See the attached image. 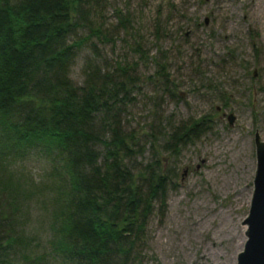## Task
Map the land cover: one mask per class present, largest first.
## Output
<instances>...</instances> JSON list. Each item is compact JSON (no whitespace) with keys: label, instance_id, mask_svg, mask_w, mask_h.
Masks as SVG:
<instances>
[{"label":"rangeland","instance_id":"374dc122","mask_svg":"<svg viewBox=\"0 0 264 264\" xmlns=\"http://www.w3.org/2000/svg\"><path fill=\"white\" fill-rule=\"evenodd\" d=\"M263 4L95 0L87 25L70 36L81 41L69 66L77 85L89 70L128 68V100L116 112L138 151L126 161L137 171L158 160L169 177L165 203H153L129 264H236L253 188L254 131L264 138ZM203 115L209 130L176 153L164 150L166 133ZM60 162L36 148L0 152V174L17 185L13 264H79L50 245L64 198ZM226 222L229 235L219 231Z\"/></svg>","mask_w":264,"mask_h":264},{"label":"trees","instance_id":"16d2710c","mask_svg":"<svg viewBox=\"0 0 264 264\" xmlns=\"http://www.w3.org/2000/svg\"><path fill=\"white\" fill-rule=\"evenodd\" d=\"M94 2L0 0V152L9 157L36 148L61 159L55 253L79 264H129L153 203H165L169 177L158 160L137 171L126 161L138 151L116 112L128 100V68L89 70L82 85L69 77L81 44L69 38L87 25ZM155 73L169 82L164 69ZM210 128L207 115L183 122L166 133L162 147L176 153ZM16 186L0 174V264H13Z\"/></svg>","mask_w":264,"mask_h":264},{"label":"water","instance_id":"95a60500","mask_svg":"<svg viewBox=\"0 0 264 264\" xmlns=\"http://www.w3.org/2000/svg\"><path fill=\"white\" fill-rule=\"evenodd\" d=\"M232 122L233 115H228ZM255 169L248 213L242 221L245 240L237 253L236 264H264V138L253 134Z\"/></svg>","mask_w":264,"mask_h":264},{"label":"bare ground","instance_id":"6f19581e","mask_svg":"<svg viewBox=\"0 0 264 264\" xmlns=\"http://www.w3.org/2000/svg\"><path fill=\"white\" fill-rule=\"evenodd\" d=\"M264 5V4H263ZM263 9V8H262ZM264 11V10H263ZM261 13V12H260ZM261 17V16H260ZM225 212V211H224ZM223 212V213H224ZM225 214V213H224ZM224 216V215H223ZM224 218V217H223ZM232 221V220H231ZM201 222V221H200ZM207 223V222H206ZM205 223V224H206ZM214 224V223H213ZM222 224V223H221ZM226 225H228V222H226V223H223V226L219 229V231H221V232H225V234H228L229 235V231H230V226L232 225H228V226H226ZM205 226V225H204ZM206 227V226H205ZM204 228V227H203ZM192 229V228H191ZM200 229V228H199ZM206 230V229H205ZM208 230V229H207ZM202 231V230H201ZM211 231V230H210ZM208 232V231H207ZM214 232V231H213ZM189 233V232H188ZM188 233H187V236H189L188 235ZM202 233V232H201ZM217 235H219L218 237H220V233H217ZM231 235V234H230ZM197 236V235H196ZM190 238V237H189ZM224 239V238H223ZM196 240V239H195ZM228 240V239H227ZM184 248V247H183ZM215 253V252H214Z\"/></svg>","mask_w":264,"mask_h":264}]
</instances>
